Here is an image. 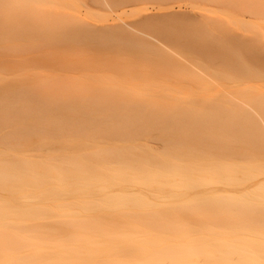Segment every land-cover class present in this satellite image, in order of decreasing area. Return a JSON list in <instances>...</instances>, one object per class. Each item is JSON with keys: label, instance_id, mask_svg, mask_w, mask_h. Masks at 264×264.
<instances>
[{"label": "bare ground", "instance_id": "1", "mask_svg": "<svg viewBox=\"0 0 264 264\" xmlns=\"http://www.w3.org/2000/svg\"><path fill=\"white\" fill-rule=\"evenodd\" d=\"M93 1L104 2L108 8L116 3L114 7L117 9L120 4L121 7L126 4V0H121L122 3L120 0ZM113 1L115 3L110 6ZM251 5H246L245 10L247 6L251 9ZM261 6L258 7L261 9ZM34 10V15L30 10L26 17L25 36L39 38L45 33L65 37L67 26L57 23L44 26L47 28L40 33V6ZM11 11H16L15 7H11ZM252 13L256 17V12ZM155 14L115 20L101 28H106V35L113 33L140 47L156 48L162 58L170 60L161 72H171L179 78L180 81L174 84L183 93L178 97L181 102L169 96L156 97L160 95L158 91L147 90L141 83H138L140 88L128 85L133 80L151 79L154 74L148 71L139 75H107L105 72L95 75L91 84L96 85L102 96L113 98L117 108L115 105L106 107V115L96 117L95 122L92 120L95 125L89 128L85 124L71 125L70 120L59 118L49 109L55 101L47 96H42L44 101L40 99L37 121L31 117L34 114L32 107L27 105L26 127L23 126L22 130L31 137L29 134L37 128L40 143L36 147L27 145L21 157L22 167L8 166L6 176L3 175L4 169L0 168V193L3 194L0 196V264L33 261L62 264L75 260L102 264H261L264 260V228L249 223L245 212L264 207L261 182L254 192L245 185L249 177H256L263 169L255 161L234 164L219 155V150L232 147L235 137L241 142L247 141L240 134L241 126L249 128L257 139L264 141V88L248 84L239 76L242 75L240 72L230 71V66L228 71L225 70L224 61L215 53L224 42L217 33V23L212 26L204 22L206 28L201 29L193 22L196 17L191 10H167ZM73 16L75 22H69L70 25L82 22L83 17ZM169 22L174 23L173 29L168 26ZM185 22L189 31H186ZM80 25L83 27L84 24ZM78 27L74 25L70 31L73 28V32H78ZM102 29L97 31L99 39ZM82 31L75 34L79 37ZM16 32L21 34L19 29ZM90 32L88 36L92 34ZM94 37L92 34L91 38ZM232 45L234 49L236 43ZM182 48L189 52L194 49L198 54L185 56L177 50ZM199 48L207 49L208 53L203 54ZM36 49L39 48L36 46ZM256 55L260 57V54ZM63 61L59 57L44 65L52 69L55 63L63 65ZM45 84L40 73L38 88ZM26 100L31 103V95ZM130 100L136 102V108L122 110L120 106ZM140 102L144 105L141 108L155 103L166 110L157 114L143 113L138 109ZM198 105L203 106L199 115L197 111L200 110L194 108ZM172 111L180 112L172 124L158 116H170L165 114ZM187 112L193 117L187 119ZM14 130L18 135V127ZM81 135L91 137L90 146L75 142L74 139ZM154 141L160 145H154ZM101 142L108 145L102 146ZM203 143H215L213 146L217 145V149L210 152L201 147ZM185 147L199 153L195 155L199 159L186 157Z\"/></svg>", "mask_w": 264, "mask_h": 264}, {"label": "rangeland", "instance_id": "2", "mask_svg": "<svg viewBox=\"0 0 264 264\" xmlns=\"http://www.w3.org/2000/svg\"><path fill=\"white\" fill-rule=\"evenodd\" d=\"M115 1L117 2L118 0ZM130 1L126 0L125 1L126 4L125 5L123 4L124 5L123 7H121L122 4H120V8L117 9L116 7H114L116 6L115 5L116 3L114 1L110 5L112 6L115 3L114 6L108 8L109 5H107L106 3L104 2L102 3L101 1L99 2L96 1L95 3V1L93 0L92 1L89 0H0V110H1L0 111V124H1L0 125L1 126L0 127V168L4 169L3 170L4 176H6L7 171L5 169H7L8 166L10 165L12 166L14 164L20 167L23 166V161L21 157L22 154L25 152V149L28 144L32 146L34 145L36 147L40 143L37 128L34 129L33 131L35 134L32 132L29 134L31 137H29L27 133L22 130V127L23 126L26 127L27 120L25 117L27 115L26 113L27 105L31 106L32 107L31 109L34 112V114H32L31 117L34 119V121L38 120L37 113L38 111H40V99L44 101L42 96H47L50 100L52 99L55 101L53 102L55 104L53 106H50L49 109L53 111L55 114H57L59 118L67 119V121L70 120L72 122L71 125L72 124L77 126L78 124L80 126L87 125L88 128L90 126L95 125L91 123L92 120H94L95 122L96 119L99 118L100 116L103 117L104 115H106L104 114V110L106 107H108L109 105L111 106L115 105V107L117 108L116 102L112 101L113 98H111L108 95L102 96L101 91L96 88V85L91 84V81L93 80L94 76L102 72L107 73V75H112V74L139 75L143 72H148V71H150L151 73L153 72L154 75L151 76V79L147 80V78H143V81L133 80L131 81L133 83H129L128 85L139 87L138 83H141L142 86H144L145 89L147 90L158 91L160 95H157L156 97L163 99V97L169 96L175 101L181 102L180 98L178 97L183 96V93L178 91L176 89L177 87L175 88V84H174L180 81L178 80L179 78L177 79L176 77H174L173 76L174 73L161 72L163 68H166L168 66L165 63H170V60L168 61L162 58L160 56V51L156 48L140 47L137 44L127 42L121 36H118L116 34L115 36L113 33L108 34L109 35L108 37V35H106L107 31L104 30L106 28L104 29L101 28V26L105 23H110L115 20L120 21V19L129 20L130 18H133V16H138L141 14L156 15L155 13L159 11H167V10L190 11L191 10L193 11L195 17L197 18V19L193 18L195 20V21L193 20L195 25L199 24V27H202L201 29H203L206 28L205 27L206 24L204 22L208 23V25L212 24V26L215 23H217L219 28L217 29V33L222 37V41L224 42L228 41L226 42L228 47L226 46V43L223 44L224 43L223 42L221 43V45H223L221 46V49L219 48L218 50H215L216 51L215 53L219 54L220 56L219 59L222 60V62L224 61L223 64L225 65L224 66L225 70L228 71L227 69L230 66V71L234 70L240 72L242 75L239 76L245 79L248 84L262 85L264 88V70H263L264 68H262L264 66L263 65L264 64V51H263L264 50V15H263L264 3L261 2L262 0L260 1L250 0L251 4L253 5L250 4L249 0L248 1L238 0V2L237 0L234 1L233 0H148V1L140 0V2L142 3H140L139 0L138 1L135 0V2L133 0ZM234 2H236L237 4ZM259 2H261L263 5L261 3L259 4ZM249 4L252 6V8H254L253 10L252 8L249 9L248 7L250 6ZM100 5L102 6L100 7ZM240 5H241V9H240ZM246 5H248L247 7L249 10L256 12L254 13L256 14V17H254L255 15L253 16L252 11H249L247 7L246 10L248 11L245 10ZM38 6H40V18H41L40 33H42L41 30L43 31L44 28H47L44 26L47 25L49 26L51 24L57 23V24H62L65 27L67 26V28L69 27V29L65 28L67 31L65 37L58 38L55 35L48 36L45 33L41 34L39 38L24 35L25 33L24 30H26V28L24 27H26V24L28 23L26 17L27 15H30V10H31V14L34 15V13H36L34 9H36V7ZM258 6L259 7L261 6L262 8L260 9ZM11 7H15L16 11H11ZM113 7L114 9L112 10ZM256 7L259 9V11H257ZM235 8L240 9V11L236 10ZM23 10H25V12H23ZM258 13H261L260 14L261 16L258 17ZM48 14L51 16H49ZM67 14L69 16H67ZM73 15L83 17L82 22L81 23L76 22L74 24L71 23L70 25L69 22H75ZM210 16L213 18L211 19ZM218 19H220L219 20L220 24L218 23ZM211 21L213 22L210 23ZM169 23L168 26H170L173 29L174 26L172 24L174 23L173 22H171L170 24ZM76 24L78 25L76 26ZM79 24L82 25L84 24V25L82 27L81 25L79 26ZM13 25H16V28H13ZM74 25L75 27L79 26L77 28L79 30L78 31L79 33L77 32V30L73 32ZM87 25L90 27L88 28ZM225 25L227 27H225ZM184 26L186 28L187 22H185ZM70 27H73L71 31H70ZM81 27L83 29H81ZM92 28H94L93 30L94 31L96 30V32L91 30ZM16 29L21 30V34L19 32H16ZM101 29L103 30V33L104 32L106 33L104 34L102 33L103 34L102 35L100 32L101 36L99 39L98 38L99 32L97 31ZM5 30H7V35L11 39V44L7 50H5L3 43L1 42L3 41V38L5 36ZM33 30H36V28H34ZM81 31L83 32V34L81 33L82 36L80 35L81 37L79 36L80 37L79 38L78 35L76 34H80ZM85 31L86 32L91 31L90 33L93 34V37L95 36L96 33H98L96 38L97 40L95 39L96 36L93 38L96 40L94 41L91 38L92 34L88 36V32L86 34ZM110 31L111 30H109L108 32L110 33ZM186 31H189L188 27L186 28ZM71 32H73V34H71ZM206 33L209 34L208 31ZM84 34L87 35V37H90L91 39L90 38L87 39L86 37H83ZM112 35H114V37ZM232 36L239 39V41H235L236 38L234 39V37ZM70 37H73L72 40ZM253 38L255 39V41ZM69 39L71 40V42ZM81 40L82 43H84V45L81 43ZM230 42L232 44L236 43V45H234L236 46L234 49L232 44L229 45ZM244 42L246 43L244 44ZM238 44L240 46H237ZM36 46L39 49H36ZM178 47L179 46H177V48ZM225 47H227V49L230 50L226 49L225 51L224 50ZM203 48H205V46ZM28 49L31 51V53L29 52ZM199 49L203 51L202 48ZM255 49H257V51H255ZM177 50L185 56H190V54L193 55L198 54L197 51H193L194 49H192L190 52L188 49H184V48ZM259 50L263 52L260 53ZM207 51H208L207 49H204L203 54L205 53L207 54L208 53ZM255 52L257 54H260V57L259 55H256ZM173 53L175 54V52ZM222 53L224 54V56H227L226 59L224 58V56H222L223 55ZM59 57L64 60L63 62L65 63L63 65L55 63V66L52 69L46 68V66L44 65L45 62L49 60L52 61V59H59ZM231 57L233 60L232 59L229 60ZM177 58L182 60L181 56L179 58V56L177 55ZM69 60H71V62ZM259 62L263 66H260L261 64ZM227 63H229L230 65H228ZM234 64H236L235 65L236 67L234 66ZM154 67H156L157 69ZM239 68L242 69L240 70ZM160 72L162 73V75L159 74ZM40 73L43 74L44 80L46 81L48 86L49 87L52 86L51 88H49L47 84H45L41 88H38L40 87ZM61 75H64L65 79L61 77ZM65 76H67V78ZM56 79H60L62 83L60 82V80H56ZM219 79L222 80V78ZM67 84L69 86H67ZM53 85H57V87L55 88V86ZM65 86H67L68 88ZM167 93L172 95H167ZM28 95H31V103H29L26 100V97ZM100 102H102V104H99ZM134 103L136 102L130 100V102L128 101L127 104L120 106V108L126 111L128 110L133 111V107L136 108ZM139 105L140 107H138V109L141 110V112L143 113H145L144 111H146L149 112L150 114H157L156 112L163 113L166 110L164 107H161L159 104H155V103L146 105L145 108H141L144 107V105L141 104V102L139 103ZM123 106H126L127 108L124 109ZM202 107L203 106H199V105L194 107L195 110H200L197 111V115L201 113ZM177 113L180 114V112L172 111V112H167L165 114V115L169 114L170 116H164V115H158V116L163 117V119L166 122L172 124L173 123L172 120L176 118ZM185 117L189 119L190 117L193 116L191 113L187 112V114H185ZM110 126L113 125L110 124ZM17 127H18V135H16L17 130H14ZM35 127H37V124H35ZM12 128L14 129L12 130ZM240 128H241L240 134H243V136L246 137L244 139H246L247 141L241 142L238 137H235L236 141H234V143L231 144L232 149L225 148L224 150H219V155L224 159L231 160L234 164H238L242 161L246 162V160H249L250 162L255 161L259 163L260 165L259 167L263 169V171L260 172L259 175H257L256 177H249L245 183L246 187L250 191L254 192L259 182H261V184L264 186V173H263L264 145L262 144L264 141L257 139L256 135L249 128L247 127L245 128V126H241ZM10 134L11 136H9ZM24 134L26 136H24ZM16 137H19L18 138L19 140ZM25 137L26 139H24ZM5 138L7 139V142L9 144L8 147L5 146V141H6ZM89 138L91 137H83L81 135L75 138L74 140L75 142L80 141L81 146L82 145L90 146L91 142ZM254 141L257 142L255 143ZM17 142L18 144H16ZM247 142L250 143L246 146ZM153 143L156 146L160 145L159 142L154 141ZM100 144L102 146L108 145V143H104V142H101ZM203 144L204 146L201 147L206 148L207 150L209 149L210 152H213L214 150L217 149V145L213 146L215 143L214 144L211 143V145L210 143H207L206 145L205 143ZM250 145H254L255 147ZM261 145L262 147H260ZM184 150H186V152L184 153L186 157L192 158L194 160L199 159L198 157L195 156V155H199V153H196L192 148L185 147ZM36 151L37 149L35 150V152ZM227 151L230 152L228 153ZM236 177H238V175H236ZM254 194L255 193H253V195ZM0 196L2 197L3 194L0 193ZM18 201H20V199ZM245 212L249 223L264 228V207L260 210L251 209Z\"/></svg>", "mask_w": 264, "mask_h": 264}, {"label": "snow or ice", "instance_id": "3", "mask_svg": "<svg viewBox=\"0 0 264 264\" xmlns=\"http://www.w3.org/2000/svg\"><path fill=\"white\" fill-rule=\"evenodd\" d=\"M262 3H264V0H262ZM3 46L5 50H7L11 44V39L7 35V30H5V36L3 38ZM5 146L8 147L7 139L5 141ZM262 244H264V238H262ZM16 264H39V262H16ZM62 264H102V262L99 261H81V260H75V261H65L62 262ZM261 264H264V260L261 261Z\"/></svg>", "mask_w": 264, "mask_h": 264}]
</instances>
